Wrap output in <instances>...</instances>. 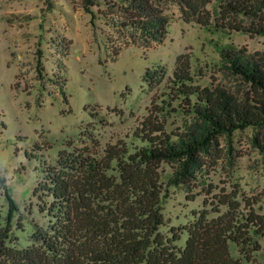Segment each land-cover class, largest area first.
Masks as SVG:
<instances>
[{"label":"rangeland","instance_id":"obj_1","mask_svg":"<svg viewBox=\"0 0 264 264\" xmlns=\"http://www.w3.org/2000/svg\"><path fill=\"white\" fill-rule=\"evenodd\" d=\"M152 2L169 17L161 42L115 29L103 18L92 27L81 0H0V175L19 208L8 225L9 201L0 183V227L9 226L7 247L13 254L28 250L39 264H93L80 242L69 249L68 263H57L31 238L35 224H46L34 194L41 166L57 167L69 153L101 157L111 146L131 152L143 144L137 128L149 113L167 131L181 132L184 124L196 122L173 99V70L186 65L195 85L217 86L237 99L260 95L227 70L220 49L262 51L264 34L215 31L183 21L175 0ZM60 39L67 48L59 47ZM146 68L157 70L162 80H145ZM51 78L64 81L65 95ZM255 131L264 139V126L237 129L231 138L217 136L189 189L166 187L160 231L178 235L176 247L185 245V228L198 212L215 216L226 208L220 203L225 195L241 200L240 208L249 201L264 214V152L252 142ZM176 164L162 161V177ZM260 244L249 258L236 246L231 254L240 264H264L263 238ZM0 264L21 263L5 256Z\"/></svg>","mask_w":264,"mask_h":264},{"label":"trees","instance_id":"obj_2","mask_svg":"<svg viewBox=\"0 0 264 264\" xmlns=\"http://www.w3.org/2000/svg\"><path fill=\"white\" fill-rule=\"evenodd\" d=\"M175 1L185 22L215 31L264 34V0ZM208 4L215 6L210 9ZM80 6L89 14L92 27L97 18H103L115 29L154 42H161L167 33L169 17L152 0H81ZM245 18L250 21L244 24L241 19ZM56 41L62 49L67 48L63 39ZM220 57L230 73L260 95L244 94L237 99L217 86L200 87L194 84L188 66H180L173 70L169 89L173 99L183 103L178 106L196 122L184 124L181 132L167 131L163 122L149 113L137 128L143 144L131 152L111 146L101 157L69 153L60 157L57 167L41 166L34 194L46 224L44 228L35 224L31 238L54 262L68 263L73 257L69 249L79 242L87 248L93 264H240L230 247H238L246 258L260 249L264 214L249 201L240 208L241 200L229 194L220 200L226 208L217 209L215 216H208L206 210L198 212L185 228L183 248L173 243L178 235L160 231L166 187L186 185L189 189L203 156L215 147L217 136L231 138L237 129L264 126V49L247 54L243 48L222 47ZM156 75H160L157 70L146 68L143 77L161 81V75ZM51 79L65 95L64 81ZM252 142L264 152V139L257 131ZM171 160L176 167L163 178L160 163ZM0 183L9 201L10 225L19 208L1 175ZM8 227H0V258L39 264L28 250L21 255L12 253L7 247Z\"/></svg>","mask_w":264,"mask_h":264}]
</instances>
